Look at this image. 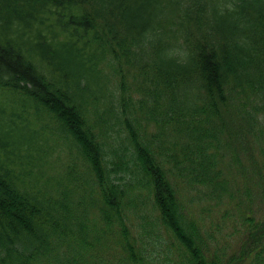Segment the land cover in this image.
Segmentation results:
<instances>
[{
  "label": "trees",
  "instance_id": "obj_1",
  "mask_svg": "<svg viewBox=\"0 0 264 264\" xmlns=\"http://www.w3.org/2000/svg\"><path fill=\"white\" fill-rule=\"evenodd\" d=\"M0 264H264V0H0Z\"/></svg>",
  "mask_w": 264,
  "mask_h": 264
},
{
  "label": "rangeland",
  "instance_id": "obj_2",
  "mask_svg": "<svg viewBox=\"0 0 264 264\" xmlns=\"http://www.w3.org/2000/svg\"><path fill=\"white\" fill-rule=\"evenodd\" d=\"M56 157H57V156H56ZM197 209H198V206H197ZM203 215H204L205 217H209V216H207V215H206V213H205V212H204V214H203ZM231 244H232V243H231Z\"/></svg>",
  "mask_w": 264,
  "mask_h": 264
}]
</instances>
